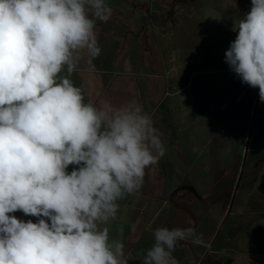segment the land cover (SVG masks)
Masks as SVG:
<instances>
[{"label": "clouds", "instance_id": "9594fccd", "mask_svg": "<svg viewBox=\"0 0 264 264\" xmlns=\"http://www.w3.org/2000/svg\"><path fill=\"white\" fill-rule=\"evenodd\" d=\"M112 15L107 0H0V264H129L106 225L166 147L138 101L85 103L71 79L82 53L100 56L97 22ZM234 31L225 62L264 102V0ZM146 230L142 264L202 243L193 227Z\"/></svg>", "mask_w": 264, "mask_h": 264}, {"label": "rangeland", "instance_id": "374dc122", "mask_svg": "<svg viewBox=\"0 0 264 264\" xmlns=\"http://www.w3.org/2000/svg\"><path fill=\"white\" fill-rule=\"evenodd\" d=\"M171 1L107 0L113 15L107 23L97 22L99 57H114L108 48L116 34L122 37L116 46L131 50L121 62L131 56L132 67L106 59L116 66L99 76L93 72L105 67L96 59L97 66H87L82 53L71 76L77 87L85 79L80 87L85 103L93 98L111 103L105 95L109 89L117 91L115 106L138 101L166 147L159 163L146 169L139 192L118 201L116 218L106 225L109 240L125 244L129 264H142L154 243L147 225L153 230L193 227L202 243L180 242L173 252L178 264H264V102L259 89L242 83L225 62L235 26L251 5L244 0L183 3L174 9L177 23L166 21L163 13ZM146 3L152 17L143 8ZM159 11L163 15L156 22ZM148 36L147 44L154 41L156 50L153 56L149 52L146 65L136 53ZM181 186L193 187L202 199L189 191L175 193ZM9 215L37 221L20 211Z\"/></svg>", "mask_w": 264, "mask_h": 264}, {"label": "crops", "instance_id": "0c3cea01", "mask_svg": "<svg viewBox=\"0 0 264 264\" xmlns=\"http://www.w3.org/2000/svg\"><path fill=\"white\" fill-rule=\"evenodd\" d=\"M116 11H114V13H115ZM120 12V11H119ZM121 14V13H120ZM99 36V35H98ZM97 36V37H98ZM126 36H127V34H126ZM126 36H124V38H123V41L124 40H126L127 39V37ZM116 37V38H115ZM112 38H113V40H112V43L109 45V47H110V49L108 48V51L109 52H112V54H114V57L113 58H109V57H107L106 56V58L104 57V59H102V57H99V58H96V60H97V62L102 66V67H105V68H103V69H101V68H96L95 69V71L93 72V73H95V74H98L99 76H102V75H106L107 73L106 72H104L107 68L106 67H109V66H111V67H115L116 65L115 64H113V63H107L105 60L107 59V60H114V59H118V62L117 63H120L121 62V59L124 57V56H126V54L127 53H129V52H131V50H129V49H127L126 48V46H122L121 44H120V46H116V44L118 43V41H119V43H120V41H122V37L121 36H116V34H114V36H112ZM117 42V43H116ZM143 46H144V48H143ZM104 54V56L106 55V53H103ZM142 54V55H141ZM143 54H145L144 55V57H143ZM154 54V53H153ZM153 54H152V56H153ZM147 56H148V54H147V51H145V45H142V48L140 49V51H139V53L137 52L136 53V58H137V60L139 61L140 59L142 60V62H143V60H144V62L146 63V65H149L151 62L150 61H148L147 62ZM155 58L153 57L152 58V60H154ZM84 62L87 64V66H89L88 64H89V62H88V60H87V57L84 59ZM93 62V65L94 66H97V63H95L94 62V60L92 61ZM114 63H115V60H114ZM91 64V63H90ZM121 64L122 65H125V67L126 66H131L132 67V60H131V56L129 57V56H127L125 59H123V61L121 62ZM152 68L154 69V64H152ZM126 70V69H125ZM132 70L130 69L129 70V74H130V72H131ZM118 75L117 76H121V74H122V72L120 71L119 73H117ZM129 77H131V75L129 76ZM116 78V77H115ZM151 79H152V76H151ZM81 81H82V85L80 86V87H83V86H85L86 84H85V79H81ZM106 88L107 87H105L102 91H106ZM107 90H108V88H107ZM114 90V91H113ZM102 91H101V93H102ZM137 91V90H136ZM105 93V92H104ZM137 93H139V92H137ZM88 94H91V92H88ZM102 95H103V93H102ZM105 95H107L109 98H110V101H111V103H113V104H116L117 103V91L115 90V89H109L108 90V92L105 94ZM99 96H100V94H99ZM98 96V97H99ZM107 96H105V97H107ZM97 97V98H98ZM105 97H103V98H105ZM155 97V96H154ZM96 98V99H97ZM95 101H94V98H93V101H92V103H94ZM96 103H98V101H96Z\"/></svg>", "mask_w": 264, "mask_h": 264}, {"label": "flooded vegetation", "instance_id": "af4514ba", "mask_svg": "<svg viewBox=\"0 0 264 264\" xmlns=\"http://www.w3.org/2000/svg\"><path fill=\"white\" fill-rule=\"evenodd\" d=\"M177 1H180V2H177ZM198 0H191V1H188V0H172L171 2H167L166 3V7H165V10H164V16H166V21H176L177 23H178V17L176 16V14H175V12H174V9L175 8H177V6L178 5H180V4H183L184 3V5H186V6H189L190 7V5H192V4H194L195 2H197ZM238 1V0H237ZM238 2H240V3H243V2H241V1H238ZM244 3H245V5L246 6H250L251 5V0H244ZM244 5V4H243ZM143 8L145 9V12H147V15H148V17H152V10H151V8L149 7V5L146 3V5L145 6H143ZM161 15H163V14H160V11H159V14L158 13H156L154 16L156 17V22H158V18H160V16ZM164 16H162L163 18H164ZM147 30H149V27H147L146 28ZM151 31V30H150ZM151 32H153V30L151 31ZM151 42V39L149 38V36H148V38L146 39V42L145 43H143V45H145V51H147V54H149V52H151L152 54L154 53L155 54V50H156V47L153 49L151 46L152 45H154V41L151 43V45L150 44H147V43H150ZM144 48V47H143ZM150 53V54H151ZM256 111H257V107H256V109H255V113H256ZM253 124H254V122H252V126H253ZM251 132H252V127H251ZM250 132V133H251ZM189 188V186H185V187H180V188H178L176 191H175V193H179V192H182V191H189V192H191L190 190H187ZM179 189H182V190H180L179 191ZM192 193V192H191ZM198 193V192H197ZM194 194V193H193ZM198 195H199V193H198ZM196 196V195H195ZM200 196V195H199ZM197 197V196H196ZM182 199H183V197H181ZM198 198V197H197ZM182 199H180V200H182ZM198 199H202V197L200 196V198H198ZM181 204V203H180ZM142 236V235H141ZM140 240H144V236H142L141 237V239ZM183 242V241H182Z\"/></svg>", "mask_w": 264, "mask_h": 264}, {"label": "water", "instance_id": "95a60500", "mask_svg": "<svg viewBox=\"0 0 264 264\" xmlns=\"http://www.w3.org/2000/svg\"><path fill=\"white\" fill-rule=\"evenodd\" d=\"M180 190H182V189H179V191ZM188 190H190L192 193H194V195H196L198 198H200V196L198 195L197 191L193 187H189Z\"/></svg>", "mask_w": 264, "mask_h": 264}]
</instances>
